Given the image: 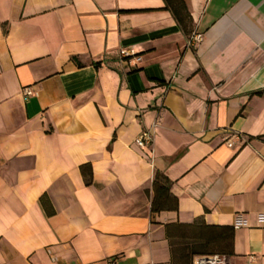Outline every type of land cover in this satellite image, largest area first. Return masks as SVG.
Segmentation results:
<instances>
[{
	"label": "crops",
	"instance_id": "0c3cea01",
	"mask_svg": "<svg viewBox=\"0 0 264 264\" xmlns=\"http://www.w3.org/2000/svg\"><path fill=\"white\" fill-rule=\"evenodd\" d=\"M176 1L0 0V264H264V0Z\"/></svg>",
	"mask_w": 264,
	"mask_h": 264
},
{
	"label": "trees",
	"instance_id": "16d2710c",
	"mask_svg": "<svg viewBox=\"0 0 264 264\" xmlns=\"http://www.w3.org/2000/svg\"><path fill=\"white\" fill-rule=\"evenodd\" d=\"M165 6L169 7L172 14L178 19V14H180V7L182 8L181 2L176 1V7L172 6L170 0H164ZM167 181L162 175L155 174L152 180V188L154 195L151 199L150 209L156 210L161 206V198L167 194ZM202 249H199L194 245L192 252L200 253H210V252H222L229 254L231 252V227L222 226L221 234L210 235L203 239ZM211 247L208 249V247ZM217 250V251H216Z\"/></svg>",
	"mask_w": 264,
	"mask_h": 264
},
{
	"label": "built area",
	"instance_id": "2783aa9c",
	"mask_svg": "<svg viewBox=\"0 0 264 264\" xmlns=\"http://www.w3.org/2000/svg\"><path fill=\"white\" fill-rule=\"evenodd\" d=\"M201 34L198 32L191 33L187 38V43L191 44L200 40ZM130 51V50H129ZM118 52L121 55H127L129 52L123 47L118 48ZM20 93L22 98L28 97L32 93L31 85H24L20 88ZM150 141V135L148 131H141L135 138L134 142L138 146H143L144 144ZM227 145H230L231 142L226 141ZM107 264H115L114 257L108 258ZM189 264H229L227 256L223 253L219 252H210V253H202L196 254L192 257Z\"/></svg>",
	"mask_w": 264,
	"mask_h": 264
},
{
	"label": "rangeland",
	"instance_id": "374dc122",
	"mask_svg": "<svg viewBox=\"0 0 264 264\" xmlns=\"http://www.w3.org/2000/svg\"><path fill=\"white\" fill-rule=\"evenodd\" d=\"M217 251V250H216ZM219 252V251H218Z\"/></svg>",
	"mask_w": 264,
	"mask_h": 264
}]
</instances>
